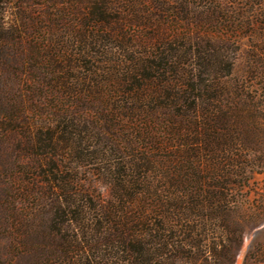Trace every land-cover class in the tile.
<instances>
[{"label":"trees","instance_id":"16d2710c","mask_svg":"<svg viewBox=\"0 0 264 264\" xmlns=\"http://www.w3.org/2000/svg\"><path fill=\"white\" fill-rule=\"evenodd\" d=\"M190 4L202 21L182 33ZM263 136L264 0H56L30 24L0 11V264L213 254L210 221L179 213L227 202L231 182L186 186L184 146L224 177Z\"/></svg>","mask_w":264,"mask_h":264},{"label":"rangeland","instance_id":"374dc122","mask_svg":"<svg viewBox=\"0 0 264 264\" xmlns=\"http://www.w3.org/2000/svg\"><path fill=\"white\" fill-rule=\"evenodd\" d=\"M52 1L56 0H7L0 4V11L3 13V20L16 19L18 22L24 21L30 24L46 10ZM202 12L199 4H190L187 7V12L179 14L180 27L186 28L182 31L180 29V31L182 33L185 31L194 32L198 29V25L202 21ZM54 29L57 33L60 30L56 27ZM23 49L24 46L18 50L17 54H21ZM254 82L257 81L254 80ZM189 134L186 133L185 138L194 137V135ZM189 148L191 147L188 145L184 146L187 159H189L186 160L189 163L184 166L186 186H190L189 181L191 182L197 176L206 180L200 185L201 191H205L209 185H216L219 180H230L231 185L229 186L230 192L227 195V202L197 198L194 200L197 203L184 202L185 205H182L183 209H181L182 213H179L180 216H192V219H197L196 221L200 224L204 219L209 220L210 224H205V227L212 230L211 236H209L214 237L215 241L220 244L219 247L223 245L215 253L209 255L195 248L189 255L181 257L180 263L264 264V136L261 138L260 149L248 153V156L246 155L247 166H244V169H240L238 166L226 167L222 170H229L232 173L224 174V177H213L221 168H213V164L216 163L214 156L209 152L205 154L202 153L204 151L201 153L190 151ZM194 156L195 158H193ZM198 160H201L200 166L202 168L198 169L197 167V169L202 170V172L193 169L194 163H197ZM243 160L241 159V161ZM3 164L5 163L0 160V189L7 186L9 180ZM91 186L104 199L109 197L108 188L101 182L93 180ZM139 205V208L144 205L148 210L153 209V204L148 199H141ZM149 216L157 215L152 212Z\"/></svg>","mask_w":264,"mask_h":264}]
</instances>
